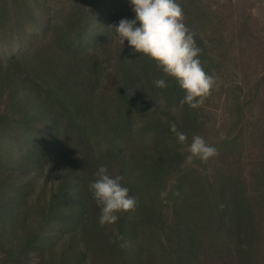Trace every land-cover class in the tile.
Segmentation results:
<instances>
[{"label":"rangeland","instance_id":"1","mask_svg":"<svg viewBox=\"0 0 264 264\" xmlns=\"http://www.w3.org/2000/svg\"><path fill=\"white\" fill-rule=\"evenodd\" d=\"M177 3L192 23L190 29L201 49L199 58L204 70L217 81L253 82L264 92V0H177ZM86 16L90 23L87 41L96 32L100 35L103 25L109 29L111 25L118 26L121 19H135L130 0H0L1 164L15 165L29 147L38 150L37 147L54 139L47 130L52 127L49 111L62 116L69 107L71 90L61 84L66 71L64 66H58L51 30L69 33V28ZM14 33L19 37L14 38ZM43 33L48 36L46 42ZM74 42L71 40L67 45L74 49ZM156 69V74L163 76ZM116 89L105 95L98 92L88 99L93 115L84 124L102 128L103 132L94 142L96 151L83 152L85 156L80 157L85 167L81 190L75 186V172L69 165L72 162L45 156L47 164L42 167L35 153L29 168L22 170L20 182L11 192L8 188L0 194V264L185 263L174 236L180 218L176 195L171 191V182L164 184L174 176L157 175L162 183L151 184V188L137 183L142 180L139 175L144 166L148 168L153 163L152 157L156 158L154 153L162 151V146L154 141V130L172 126V117L157 109L146 113L153 116L151 120L141 113L130 117L126 109L117 110V97L122 96ZM227 91L225 88L222 93L235 101ZM215 95L214 88L204 99L203 107L196 111L201 118L199 123L216 125L217 137L213 140L220 143L223 136L235 132V126L225 125L222 120L227 118L226 111L234 112L231 109L237 107L224 108L218 97L212 100ZM235 95L240 96L238 92ZM109 103L115 111H106ZM130 121L138 124L135 136L130 134ZM190 130L207 142L212 133L203 126ZM115 131L120 132L117 138L122 143L111 150L108 145L115 142H109L107 137ZM172 136L177 138L174 132ZM170 142L186 147L178 141ZM181 163H185L184 167H197L200 161ZM100 166H105L110 176L119 175L134 184L129 187L122 181L129 194L139 200L134 213H119L118 222L104 226L99 223L100 209L89 190ZM169 166L177 172V164ZM169 169L164 166V173Z\"/></svg>","mask_w":264,"mask_h":264},{"label":"trees","instance_id":"2","mask_svg":"<svg viewBox=\"0 0 264 264\" xmlns=\"http://www.w3.org/2000/svg\"><path fill=\"white\" fill-rule=\"evenodd\" d=\"M184 22L189 29L192 27L186 17ZM103 27L100 35L96 32L89 41L86 37L90 28L87 16L70 27L69 33L51 30L58 66H64L62 68L66 71L61 84L70 86L71 90L69 107L65 108L62 116L49 111L52 127L47 130L56 140H49L37 147L38 150L29 147L15 165L0 163V194L8 188V192H11V188L20 182L22 170L29 168L30 158L35 153L42 167L47 164L46 157L72 162L69 165L75 172V186L81 190L85 167L80 157L85 156L83 152L96 151L94 142L103 132L102 128H89L86 125L93 115L88 99L94 98L98 92L105 95L117 88V93H121L123 99L117 97L116 108L126 109L130 117L141 113L151 120L153 116L147 115V112L162 110L172 117V125H176L177 131L187 135L188 143L193 137L191 128L199 130L203 126L212 131L207 140L217 148L218 155L207 163H198L197 167H184L185 163L181 162H186L187 153L179 144L170 142L178 141L172 136L171 126L162 131L154 130V141L162 146V151L154 153L156 158L152 157V165L148 168L144 166V172L139 175L142 180L137 182L140 186L144 184V188H151V184L157 186L162 183L159 175L171 173L174 176L172 181L166 179L164 184L171 182V191L176 195L180 218L174 236L180 244L181 255L186 259L183 264H264L263 90L261 92L259 85L253 82L217 81V95L212 100L218 97L224 108L232 105L237 110L226 111L227 118L222 120L225 125L235 126V132L223 136L220 143H214L216 125L199 123L201 118L196 111L199 107L193 109L181 104L184 92L178 83L164 74L158 76L155 62L135 53L127 41L122 45L114 26L111 25L109 29L105 25ZM69 34L73 35L71 40H78V43H73L74 49L67 45L71 42ZM13 35L14 38L19 37L17 33ZM42 38L46 42L48 36L43 33ZM160 78L166 80L167 87L161 89L154 86L153 81ZM225 88L235 101H230L229 96L222 93ZM237 92L238 97L235 95ZM243 92L245 95L242 97ZM255 105L258 109L254 108ZM245 108L248 110L245 111ZM107 110L115 111L114 105L107 104ZM129 124L130 134L135 136L138 124L131 121ZM119 134V131H115L106 136L109 142H115L108 145L111 150L122 143L117 138ZM162 155L165 157L160 161ZM69 157L73 160L69 161ZM169 163L178 165L176 173L173 168L169 169ZM21 164L23 167H19ZM164 166L169 169L166 174ZM123 176L126 178V173ZM124 182L129 187L134 185H130L127 179Z\"/></svg>","mask_w":264,"mask_h":264},{"label":"clouds","instance_id":"3","mask_svg":"<svg viewBox=\"0 0 264 264\" xmlns=\"http://www.w3.org/2000/svg\"><path fill=\"white\" fill-rule=\"evenodd\" d=\"M135 19H121L115 26L120 43L128 45L135 53L143 54L155 62L164 76L174 79L183 90L181 104L198 108L212 90L218 86L217 78L208 74L199 58L201 49L195 41V34L184 22V12L177 0H130ZM139 23V26H137ZM157 88L167 87L165 79L153 81ZM187 153L186 162L195 160L207 163L218 155L215 146L210 145L202 136L193 135L188 143L186 134L178 132L176 125L171 126ZM96 179L90 183L89 190L100 209L101 226L115 224L119 213H134L139 205L137 197L129 194L123 186L122 176L112 177L105 166L95 173ZM163 195V194H162Z\"/></svg>","mask_w":264,"mask_h":264}]
</instances>
